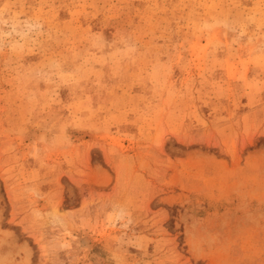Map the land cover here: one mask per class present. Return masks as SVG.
<instances>
[{
	"label": "rangeland",
	"instance_id": "obj_1",
	"mask_svg": "<svg viewBox=\"0 0 264 264\" xmlns=\"http://www.w3.org/2000/svg\"><path fill=\"white\" fill-rule=\"evenodd\" d=\"M0 264H264V0H0Z\"/></svg>",
	"mask_w": 264,
	"mask_h": 264
}]
</instances>
